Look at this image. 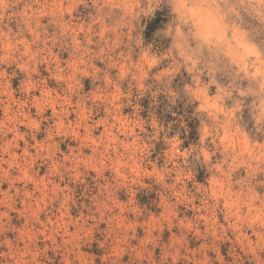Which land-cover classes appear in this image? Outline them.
Listing matches in <instances>:
<instances>
[{
  "label": "rangeland",
  "instance_id": "1",
  "mask_svg": "<svg viewBox=\"0 0 264 264\" xmlns=\"http://www.w3.org/2000/svg\"><path fill=\"white\" fill-rule=\"evenodd\" d=\"M154 3L0 0V264H264V0Z\"/></svg>",
  "mask_w": 264,
  "mask_h": 264
},
{
  "label": "clouds",
  "instance_id": "2",
  "mask_svg": "<svg viewBox=\"0 0 264 264\" xmlns=\"http://www.w3.org/2000/svg\"><path fill=\"white\" fill-rule=\"evenodd\" d=\"M145 6L153 12L163 9L159 15L166 16L168 21L164 30L177 39H199L209 46L220 45L226 39L213 0H155L154 4ZM232 39L236 40L235 35ZM236 43L248 55H255L243 41L236 40Z\"/></svg>",
  "mask_w": 264,
  "mask_h": 264
},
{
  "label": "trees",
  "instance_id": "3",
  "mask_svg": "<svg viewBox=\"0 0 264 264\" xmlns=\"http://www.w3.org/2000/svg\"><path fill=\"white\" fill-rule=\"evenodd\" d=\"M156 26H158V25H156ZM156 26H155V27H154V26H153V27H151V29H150V30H152L153 28L155 29V28H156Z\"/></svg>",
  "mask_w": 264,
  "mask_h": 264
}]
</instances>
